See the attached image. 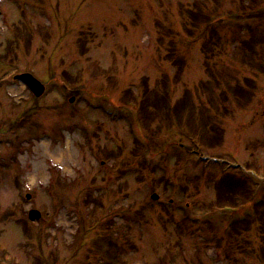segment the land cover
<instances>
[{
	"label": "rangeland",
	"instance_id": "374dc122",
	"mask_svg": "<svg viewBox=\"0 0 264 264\" xmlns=\"http://www.w3.org/2000/svg\"><path fill=\"white\" fill-rule=\"evenodd\" d=\"M19 1L0 0V54L8 63L12 61L0 69V134L9 132L8 136L0 135V256L11 259L10 264H29L34 253L29 245L41 236L36 243L38 252L51 264H264L258 222L250 224L249 231L240 237L245 241L243 247L226 246L227 238L221 236L219 226L193 229L185 224L183 230L191 231V236H184L179 230L182 228L175 232L172 226L170 230L164 227L169 219L180 224L186 213L209 209L215 186L208 182L223 176L220 166L202 173L201 163L178 152V143L191 145L186 134L172 136L178 132L173 118L166 120L152 110L148 120H141L150 139L161 144L153 148L155 163L140 167L142 160L133 145L137 127L122 119L109 120L104 111L105 100L126 104L122 100L126 98L141 104L156 89H168L173 100L189 91L195 104L200 100L210 110L207 95H212L218 85L228 84L240 92V83L250 95H238L239 106L229 90L226 100L217 97V90L214 97L219 113H192L188 128L199 133L217 126L216 142L204 137L203 146L197 139L203 150L252 164L264 177L263 3L22 0L18 5ZM209 8L216 10L213 13L234 15L231 23L214 25L218 36V46L214 47L203 46L207 34L201 33L202 21L199 19L200 28L191 26L188 17L192 10L204 12ZM251 33L249 49L241 43L249 40ZM16 34L24 39L21 43ZM12 37L13 45L8 43ZM172 54L174 61L180 62L177 66L165 58ZM14 67L16 72L27 71L39 79L46 87L43 95L37 98L21 82L3 77ZM61 77L69 81L67 85ZM249 96V100L253 98L250 102L246 100ZM27 108L31 110L21 120ZM27 125L36 127L28 131ZM140 130L144 132L142 127ZM188 136L192 135L188 132ZM101 147L116 150L105 158ZM136 175L144 180L136 179ZM163 175L170 176L172 184ZM54 176L66 179L64 191L56 188V192ZM258 190L246 204L248 208L261 200L264 185ZM87 191L90 197L96 192L93 197L102 200L96 212L91 213L90 204L83 203ZM153 191L164 201L172 199L167 213L164 204L150 202ZM23 192L30 193L28 200ZM58 202L71 206L74 202L82 213L77 216L74 207L57 209ZM131 203L145 207L146 218H141V223L131 220L132 210L127 206ZM30 208L41 211L37 222L26 220ZM13 211L24 217L31 234L22 230L25 224L19 227L12 222L8 215ZM111 219L118 220L117 232L131 244L120 245L118 240L116 248L107 250L104 242H94L98 233H105L102 227ZM82 226L89 232L78 242ZM232 240L238 242L234 237ZM114 254L119 261L112 258Z\"/></svg>",
	"mask_w": 264,
	"mask_h": 264
},
{
	"label": "trees",
	"instance_id": "16d2710c",
	"mask_svg": "<svg viewBox=\"0 0 264 264\" xmlns=\"http://www.w3.org/2000/svg\"><path fill=\"white\" fill-rule=\"evenodd\" d=\"M192 18L197 17L196 13H191ZM195 19V18H194ZM211 45H218V42L216 40H212L209 42ZM251 87H254V83L249 82ZM204 85V84H203ZM219 90L221 91L220 94H217V97L220 96L221 99H224L223 93H225L224 87L222 88L221 85H218L217 88L212 92V95H207L209 97L211 108L215 111H218L219 107L217 106L215 102V97L214 93ZM234 94L240 95V92L237 94L235 90H233ZM243 98H245L247 95H250V91H241ZM253 95V93H251ZM250 96L247 97L246 100H249ZM245 100V101H246ZM144 104L150 106L151 109H154L155 111L159 112L161 116H163L166 120L174 119L176 121L175 128L177 127L178 129V134L182 133L183 136L186 134V138L188 137V133H185V130L187 129L190 135H197L199 134L200 137H205L208 139V137H211V141L217 140V132H218V127L213 125L209 126L207 128L201 129V131L198 133L196 131L190 130L189 127V119L190 115L197 114L198 112L199 115L204 114L206 112H209L207 108H205L202 104L201 101L199 100V103L195 104L191 98V93L189 91H184L182 94L175 100L172 99L171 97V91L165 90V89H160L158 91L157 89L151 92L150 95H147L145 98ZM216 104V105H215ZM146 105L142 106V109L146 111L148 107ZM152 111V110H151ZM213 118V117H212ZM208 121L212 122L207 118ZM170 127L171 124H168ZM211 127V128H210ZM186 128V129H185ZM176 136V135H174ZM218 185H216V200L217 201H229L231 203H236L240 198H242L240 203H245L248 201V199H251L253 196V193L248 191L247 194V184L246 180L239 177L236 173L234 172H226L222 178L218 181ZM95 204H97V200H93ZM255 207L258 209L256 216L253 218L252 222H258L260 223V226L257 228L261 234H263V241L262 244L264 245V197L263 200H260L258 203L255 204ZM251 220H246L245 225L242 223L236 224L231 227V233L234 235L240 234L241 230H246L248 228L249 222ZM112 224L110 225V229L115 230L117 227V222H111ZM190 224L188 226L192 227L193 224L189 222ZM176 228V224H175ZM179 227H177L178 229ZM175 230V232L177 231ZM181 232L184 233V236L188 234L189 236L193 235L191 231L186 230L184 231L183 229H179ZM230 236V235H229ZM244 241V240H241ZM239 241L237 245H243ZM130 241H128L129 243ZM231 242L233 243V240L230 239L228 243ZM245 242V241H244ZM131 244V243H129ZM247 244V243H246ZM226 246H232V244H225ZM260 251V250H259ZM112 258H115L114 256Z\"/></svg>",
	"mask_w": 264,
	"mask_h": 264
},
{
	"label": "water",
	"instance_id": "95a60500",
	"mask_svg": "<svg viewBox=\"0 0 264 264\" xmlns=\"http://www.w3.org/2000/svg\"><path fill=\"white\" fill-rule=\"evenodd\" d=\"M24 77L30 82V84H31V86H32V88H33V90H34V92H35L36 94H39L38 91L36 92V88H35V86H36V84H37V81L34 80L30 75H25ZM37 87L40 88V86H37Z\"/></svg>",
	"mask_w": 264,
	"mask_h": 264
}]
</instances>
